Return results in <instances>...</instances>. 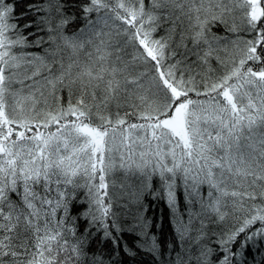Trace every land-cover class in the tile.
<instances>
[{
    "label": "snow or ice",
    "instance_id": "snow-or-ice-1",
    "mask_svg": "<svg viewBox=\"0 0 264 264\" xmlns=\"http://www.w3.org/2000/svg\"><path fill=\"white\" fill-rule=\"evenodd\" d=\"M127 216L158 264L260 252L264 0H0V264H114Z\"/></svg>",
    "mask_w": 264,
    "mask_h": 264
},
{
    "label": "trees",
    "instance_id": "trees-1",
    "mask_svg": "<svg viewBox=\"0 0 264 264\" xmlns=\"http://www.w3.org/2000/svg\"><path fill=\"white\" fill-rule=\"evenodd\" d=\"M27 3V0H25ZM24 5H20L16 8L17 12H20ZM156 189L154 194L146 195L142 201L143 209L140 215L147 221V228L145 231L150 236L154 237L163 249L172 240V231L174 227L172 212L169 208L166 198V192L160 190L158 184L154 185ZM178 198L183 206V196L177 193ZM136 226V222L130 217H125L123 223L124 233L121 237V243L128 248H131L136 254L125 255L123 251L119 255L113 256L114 264H158L161 257H155L147 252L146 246L144 245V237L140 235L139 228L133 232L132 229ZM101 248L107 262L109 255L112 252V245H94L93 250ZM260 252L257 253L256 249L253 248L249 254V264H252V258L255 256L257 261L260 260L261 254H264V244L259 245Z\"/></svg>",
    "mask_w": 264,
    "mask_h": 264
}]
</instances>
